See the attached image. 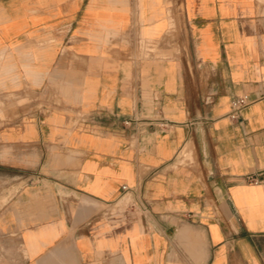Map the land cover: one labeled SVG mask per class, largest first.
<instances>
[{"label": "crops", "instance_id": "1", "mask_svg": "<svg viewBox=\"0 0 264 264\" xmlns=\"http://www.w3.org/2000/svg\"><path fill=\"white\" fill-rule=\"evenodd\" d=\"M0 264H264V0H0Z\"/></svg>", "mask_w": 264, "mask_h": 264}, {"label": "built area", "instance_id": "2", "mask_svg": "<svg viewBox=\"0 0 264 264\" xmlns=\"http://www.w3.org/2000/svg\"><path fill=\"white\" fill-rule=\"evenodd\" d=\"M251 102L250 99L245 98L244 96H237L231 100V110L229 116L231 118H237L240 111ZM139 119L135 117H129L123 120V123L126 125H137ZM149 123V122H148ZM163 125V123H161ZM245 179L250 182H258L260 178L256 174H247Z\"/></svg>", "mask_w": 264, "mask_h": 264}, {"label": "rangeland", "instance_id": "3", "mask_svg": "<svg viewBox=\"0 0 264 264\" xmlns=\"http://www.w3.org/2000/svg\"><path fill=\"white\" fill-rule=\"evenodd\" d=\"M138 52L140 54H158V55H165V52L158 49L157 45L153 42L145 43L141 40L138 45Z\"/></svg>", "mask_w": 264, "mask_h": 264}]
</instances>
